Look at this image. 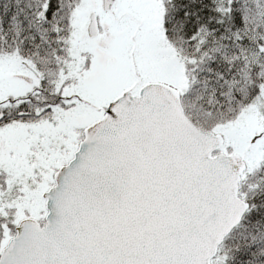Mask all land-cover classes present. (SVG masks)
<instances>
[{"label":"water","instance_id":"water-1","mask_svg":"<svg viewBox=\"0 0 264 264\" xmlns=\"http://www.w3.org/2000/svg\"><path fill=\"white\" fill-rule=\"evenodd\" d=\"M223 145L187 118L178 90L123 94L56 174L44 225L22 221L0 264H213L250 209L247 165L217 155Z\"/></svg>","mask_w":264,"mask_h":264},{"label":"trees","instance_id":"trees-1","mask_svg":"<svg viewBox=\"0 0 264 264\" xmlns=\"http://www.w3.org/2000/svg\"><path fill=\"white\" fill-rule=\"evenodd\" d=\"M82 1L0 0V61L17 55L50 84L44 100L11 107L0 127L55 115L47 108L60 103L57 79L69 59L73 17ZM163 6L164 32L186 80L181 99L187 118L204 132L234 124L264 92V0H163ZM6 182L1 174L0 257L20 223L12 208H1ZM239 197L250 209L213 264H264V155L248 168Z\"/></svg>","mask_w":264,"mask_h":264},{"label":"rangeland","instance_id":"rangeland-1","mask_svg":"<svg viewBox=\"0 0 264 264\" xmlns=\"http://www.w3.org/2000/svg\"><path fill=\"white\" fill-rule=\"evenodd\" d=\"M95 1L83 0L84 5L73 17L69 41L74 45L76 53L77 46L81 44L82 29L88 19L89 5ZM151 3L154 7L155 3ZM159 8L153 14L155 21L150 28L158 36L155 40L149 39L147 53L143 57L146 67L140 76L144 85L158 80L182 92L186 80L181 62L164 32L163 0ZM113 52L118 63L125 62L124 55L116 57L120 53L118 49L113 48ZM71 53L77 56L73 50ZM19 59L15 55L0 61V100L6 95L25 94L24 88L16 91L17 83L12 78L17 73ZM61 68L63 76L57 79V83L59 86L66 85V95H79L82 99H88L92 106L87 108L80 105L77 107L79 110H72L69 105L67 116L64 117L58 111L54 116L45 119L41 117L36 122L16 121L0 127V175H5L7 180L1 208H12L17 213L18 222L26 219L39 222L45 219L47 212L43 195L54 186L55 174L72 160L79 142L83 140V130L102 118L98 110L114 99L111 95L129 86L128 79L125 81L120 71L105 77L101 83L93 84L86 81L83 72L75 77L68 66ZM38 114L43 115L41 112ZM213 133L221 136L224 141L219 155H239L244 157L248 168L257 166L264 155V92L258 102L248 108L234 124Z\"/></svg>","mask_w":264,"mask_h":264},{"label":"flooded vegetation","instance_id":"flooded-vegetation-1","mask_svg":"<svg viewBox=\"0 0 264 264\" xmlns=\"http://www.w3.org/2000/svg\"><path fill=\"white\" fill-rule=\"evenodd\" d=\"M109 1L112 3L111 5L106 4L105 0H96L91 6L89 5L88 19L82 29L81 44L77 46L78 53L73 48L74 45H71L70 40L69 59L63 62L65 67L68 66L69 70L75 74V77L83 72L86 81L93 84L104 81L105 77H109L116 71L121 72L125 81L128 79L129 86L119 89L116 94L111 95L114 99L107 103L106 107L98 110L102 116L109 105L123 94L129 92L132 96H137L139 91L146 85L163 83L155 80L144 85L140 76V73L145 69L144 66L146 67L143 57L147 53L146 48H148L149 39L153 38L155 40L158 36L156 31L154 29L150 30V28L155 21L153 14L160 10L159 6L162 0ZM152 1L155 3L153 4L154 7H152ZM93 17L97 27L95 38H91L89 35ZM113 48L120 51L116 54V57L124 55L126 58L124 63L117 62ZM72 50L77 56L71 53ZM19 60V65L16 68L17 73L13 74L12 78L17 83L16 91L19 92L24 88L25 94H21V92L18 96L6 95L0 100V120L11 107L15 106V109H19L25 100L30 102L34 100V97H36V100L37 98L42 100L43 94H47V92L44 93V90L48 88L46 84L50 85L32 63L25 62L21 58ZM69 70L68 72H70ZM57 89L60 90L56 91L60 96V100L58 99L60 103H50V108H47L48 111L54 110V114L60 111L61 116H67L69 105L72 110H79L77 107L80 105L87 108L92 106L88 99H82L79 95L67 96L66 85L61 84ZM60 104L64 106H60Z\"/></svg>","mask_w":264,"mask_h":264}]
</instances>
